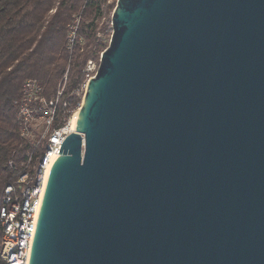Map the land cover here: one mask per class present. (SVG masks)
Instances as JSON below:
<instances>
[{
	"label": "water",
	"instance_id": "1",
	"mask_svg": "<svg viewBox=\"0 0 264 264\" xmlns=\"http://www.w3.org/2000/svg\"><path fill=\"white\" fill-rule=\"evenodd\" d=\"M28 264H264V0H116Z\"/></svg>",
	"mask_w": 264,
	"mask_h": 264
},
{
	"label": "trees",
	"instance_id": "2",
	"mask_svg": "<svg viewBox=\"0 0 264 264\" xmlns=\"http://www.w3.org/2000/svg\"><path fill=\"white\" fill-rule=\"evenodd\" d=\"M107 0H0V194L13 175L8 161L17 165L27 151L19 137L14 101L26 79H37L52 96L67 75L65 96L75 104L80 98L71 94L84 81L82 70L88 60H98L106 48L97 38L96 25L88 21L99 16ZM114 3L106 4L107 12ZM76 25V43L69 34ZM103 32L102 29H99ZM82 40H85L81 46Z\"/></svg>",
	"mask_w": 264,
	"mask_h": 264
},
{
	"label": "built area",
	"instance_id": "3",
	"mask_svg": "<svg viewBox=\"0 0 264 264\" xmlns=\"http://www.w3.org/2000/svg\"><path fill=\"white\" fill-rule=\"evenodd\" d=\"M75 31L76 22L69 34L71 46ZM94 69L95 64L88 60L82 70L83 83L71 93L80 98V102L75 104L65 96L66 74L49 97L37 79H26L22 84L14 105L19 137L26 143L27 151L18 165L12 159L8 161L13 175L0 194V264L29 262L49 170L58 156L61 143L75 131L72 118L78 113Z\"/></svg>",
	"mask_w": 264,
	"mask_h": 264
},
{
	"label": "rangeland",
	"instance_id": "4",
	"mask_svg": "<svg viewBox=\"0 0 264 264\" xmlns=\"http://www.w3.org/2000/svg\"><path fill=\"white\" fill-rule=\"evenodd\" d=\"M110 3H114V5H115L116 4V0H107L106 4H110ZM106 4L102 6V10H101V13H100L99 16H94V14H91L88 21H93L94 22V24L96 25V31H97L96 37L97 38H103L105 43H107V46H108L109 40H110V37H111V33H112L111 16H112V11L113 10L107 12L106 9H105ZM75 22H76V25L78 26L79 17L76 18ZM99 29H102L103 32H100ZM73 38H75V34H74ZM75 43H76V41H74V44ZM84 43H86L85 40H82L80 45L83 46ZM99 60H100V56H99L98 60H94V59L90 60V61H92L93 64H95V69L91 73V75L92 74L95 75V73H96V71L98 69Z\"/></svg>",
	"mask_w": 264,
	"mask_h": 264
},
{
	"label": "bare ground",
	"instance_id": "5",
	"mask_svg": "<svg viewBox=\"0 0 264 264\" xmlns=\"http://www.w3.org/2000/svg\"><path fill=\"white\" fill-rule=\"evenodd\" d=\"M76 116H77V113L72 118L71 124H72L73 127H75Z\"/></svg>",
	"mask_w": 264,
	"mask_h": 264
}]
</instances>
